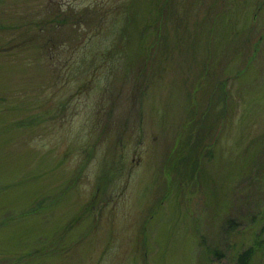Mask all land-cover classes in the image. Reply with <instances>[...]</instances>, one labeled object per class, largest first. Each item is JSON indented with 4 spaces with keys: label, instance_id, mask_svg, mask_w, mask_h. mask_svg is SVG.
<instances>
[{
    "label": "rangeland",
    "instance_id": "1",
    "mask_svg": "<svg viewBox=\"0 0 264 264\" xmlns=\"http://www.w3.org/2000/svg\"><path fill=\"white\" fill-rule=\"evenodd\" d=\"M248 249L264 264V0H0V264Z\"/></svg>",
    "mask_w": 264,
    "mask_h": 264
},
{
    "label": "trees",
    "instance_id": "2",
    "mask_svg": "<svg viewBox=\"0 0 264 264\" xmlns=\"http://www.w3.org/2000/svg\"><path fill=\"white\" fill-rule=\"evenodd\" d=\"M200 129V127H199ZM189 139L191 140L190 135H187ZM203 135L197 137L192 143L189 141H185L184 144H182V149L184 150V154L180 158L181 163H182V168L184 175L188 177V173L194 171V169H197V162H198V156L196 155V149L198 147H201V140H202ZM187 150V151H186ZM180 170V168H179ZM190 171V172H189ZM180 173V172H179ZM251 252L252 249H248L244 252H242L238 257L235 262V264H249V260L251 257Z\"/></svg>",
    "mask_w": 264,
    "mask_h": 264
}]
</instances>
